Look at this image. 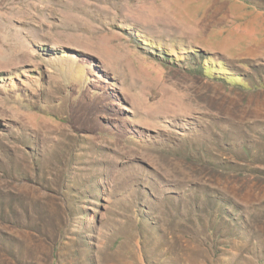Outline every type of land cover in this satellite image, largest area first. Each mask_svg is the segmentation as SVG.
<instances>
[{
  "label": "rangeland",
  "instance_id": "rangeland-1",
  "mask_svg": "<svg viewBox=\"0 0 264 264\" xmlns=\"http://www.w3.org/2000/svg\"><path fill=\"white\" fill-rule=\"evenodd\" d=\"M258 74L243 0H0V264H264Z\"/></svg>",
  "mask_w": 264,
  "mask_h": 264
},
{
  "label": "trees",
  "instance_id": "trees-1",
  "mask_svg": "<svg viewBox=\"0 0 264 264\" xmlns=\"http://www.w3.org/2000/svg\"><path fill=\"white\" fill-rule=\"evenodd\" d=\"M245 3H247L248 5H251V6H257L262 9V11L264 10V5H261L259 3H261V0L260 2L258 3L257 0H243ZM251 1H256V2H251ZM172 57V56H171ZM160 59V58H159ZM162 59V58H161ZM212 60V61H211ZM166 61V60H164ZM188 63L190 68H187L190 73L192 74H197V75H203L205 77H209L211 78L212 80L214 81H217V82H222V83H225L229 86H232V87H237L239 89H243V88H246V87H249L251 85H253L252 83H250L249 81V86H246L240 79H242L243 76H241L240 78H237V77H233L232 75L230 74H222V73H217L213 70V75L211 76L210 73L212 71V66L213 67H216L215 66V61H213L212 58L210 57H207L205 54H202V53H199V52H196L194 54H191L189 55L185 60L182 61V63ZM216 69V68H215ZM221 71L223 70V66L221 67L220 69ZM208 73V74H207ZM259 78H260V81H264V78L263 76H260L258 74ZM250 80V79H249ZM207 135H210V133L208 132H204V137H207ZM212 135H214V133L212 132ZM244 152L245 154L247 155L248 152H247V148H244ZM248 156V155H247ZM234 170V169H233ZM232 170V171H233ZM238 173L241 174V172L238 171ZM206 198V201L208 203V209H210L211 211H209L210 213H215V207L211 204V202L213 201L212 200V197L210 198L208 195L205 196ZM217 220V223L219 222H222L223 221V217H218L216 218Z\"/></svg>",
  "mask_w": 264,
  "mask_h": 264
}]
</instances>
